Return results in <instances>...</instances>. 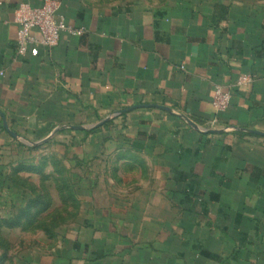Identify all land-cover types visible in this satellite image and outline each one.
<instances>
[{
  "label": "crops",
  "instance_id": "1",
  "mask_svg": "<svg viewBox=\"0 0 264 264\" xmlns=\"http://www.w3.org/2000/svg\"><path fill=\"white\" fill-rule=\"evenodd\" d=\"M21 2L43 0H0L1 264H264V0H60L83 33L24 57ZM148 103L173 112L115 114ZM49 179L77 223L18 218Z\"/></svg>",
  "mask_w": 264,
  "mask_h": 264
},
{
  "label": "built area",
  "instance_id": "2",
  "mask_svg": "<svg viewBox=\"0 0 264 264\" xmlns=\"http://www.w3.org/2000/svg\"><path fill=\"white\" fill-rule=\"evenodd\" d=\"M60 0H43L41 5H32L30 2H21L15 10L18 23L17 55L37 56L42 48H52L60 42L64 33L80 35L84 28H77L68 23L66 18L58 14ZM253 82L250 74H241L237 87L249 86ZM232 92L221 84L215 85L212 105L216 112L228 108L232 100ZM214 119L212 123H215Z\"/></svg>",
  "mask_w": 264,
  "mask_h": 264
},
{
  "label": "trees",
  "instance_id": "3",
  "mask_svg": "<svg viewBox=\"0 0 264 264\" xmlns=\"http://www.w3.org/2000/svg\"><path fill=\"white\" fill-rule=\"evenodd\" d=\"M112 119L106 121L104 124L100 125L99 127H93L92 129H85V132L89 133V132H94L98 129H100L103 126H109L112 123ZM66 189L68 192V196L67 198H61L62 202L66 203V204H70V205H74L76 207H79V200L75 197L74 193H73V187H71L70 184L65 183V184H61V188H59V192L61 194L62 190ZM33 192H35L37 195L35 198H32L30 203L28 204V206L23 210V212L18 216V218L21 220L24 217H29V212L31 209L38 207V212L36 215L31 216V221H38L39 217L41 216V213H43L44 211L48 210L51 206L52 203V198L50 196V192L49 190H47L46 188H44L43 193L37 191V188L33 189ZM187 199L189 200V197H187ZM70 202V203H69ZM72 203V204H71ZM61 209V208H60ZM58 211L57 209L54 210L53 214H56L55 212ZM50 214V213H49ZM59 215H62V213H60ZM17 222V220L15 221ZM39 222V221H38ZM43 222V220H42ZM41 223V221H40ZM49 236L53 235L54 232L48 231ZM0 264H1V259H0Z\"/></svg>",
  "mask_w": 264,
  "mask_h": 264
},
{
  "label": "rangeland",
  "instance_id": "4",
  "mask_svg": "<svg viewBox=\"0 0 264 264\" xmlns=\"http://www.w3.org/2000/svg\"><path fill=\"white\" fill-rule=\"evenodd\" d=\"M51 150H52V148H49V149L46 150V152L49 153ZM61 184H62V182H60V181H55V179H49V180L44 181V182H40L39 181V185L36 188H37V191H39V192H43L44 188H46L47 190H51L53 192V194L55 195V197H56V195L58 193L57 190L59 191V188H61ZM106 194H107L106 192H102L101 193L102 198L99 200L101 202V204H102L101 208H103V210L105 209L104 207L107 208L108 202H109V199L107 197H105V196H107ZM55 202H56L55 204H57V210H58V211L55 212L56 214L50 213L48 215H45L43 213L39 217V221L43 220L42 223H45V222H49L50 223V222H60L62 220L63 221H65V220L67 221L68 220V223H77L78 218H79L78 215H77L78 207L74 206L71 203L72 205L68 208V213L64 214V215H59L61 213V210H60V208H61V200L59 198H55ZM64 211H66V208L64 209ZM85 215H86V219L87 218H91V215L89 216L87 213ZM85 215H83V216H85ZM14 249L16 251L20 250V246L19 247L16 246Z\"/></svg>",
  "mask_w": 264,
  "mask_h": 264
},
{
  "label": "water",
  "instance_id": "5",
  "mask_svg": "<svg viewBox=\"0 0 264 264\" xmlns=\"http://www.w3.org/2000/svg\"><path fill=\"white\" fill-rule=\"evenodd\" d=\"M137 107H158L160 109H163V110H167L169 112H173L171 108L165 106V105H160V104H155V103H148V104H138V105H133V106H130L128 108H125V109H122V110H119L117 111L115 114H121V113H124V112H127V111H130L132 109H135ZM182 116V115H180ZM184 118H186V120L195 128H199V126L193 121L191 120L190 118L186 117V116H182ZM110 119V117H107L105 119H103L102 121L98 122L97 124H94V125H91L89 126L90 128H93V127H96V126H100L102 124H104L106 121H108ZM5 126L6 128H8V125L7 123L5 122ZM71 128H74V129H86L88 128V126H84V125H70ZM245 130H248V131H254L256 133H259V134H262L264 135V132H260V131H257V130H252V129H247V128H244ZM202 130H204L205 132H219L220 130H217V129H207V128H202ZM15 134V133H14ZM17 135V134H15Z\"/></svg>",
  "mask_w": 264,
  "mask_h": 264
}]
</instances>
